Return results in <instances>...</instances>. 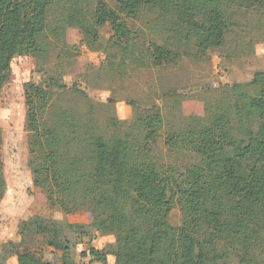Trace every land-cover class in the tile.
Here are the masks:
<instances>
[{
    "label": "trees",
    "instance_id": "trees-1",
    "mask_svg": "<svg viewBox=\"0 0 264 264\" xmlns=\"http://www.w3.org/2000/svg\"><path fill=\"white\" fill-rule=\"evenodd\" d=\"M241 9L264 21V0H0V92L16 55H46L51 13H59L52 31L57 40L64 29L77 28L91 48L123 66L163 67L176 64L186 44L200 58L224 47L227 33L238 25L233 13ZM147 16H153V30L169 32L175 47L153 40L142 47V31L132 25ZM106 25L112 34L103 47L98 30ZM46 79L30 83L25 92L32 185L50 209L89 211L87 227L114 238L103 250H89L95 259L102 264L108 256L113 264H264V71L228 86L204 116L167 131V151L192 154L183 171L154 153L165 124L159 112L138 115L125 131L107 135L92 104L85 115L55 106L52 89L65 86L61 76ZM5 189L0 157V201ZM175 207L178 226L169 223ZM76 227L41 216L23 224L26 234L48 236L46 245L62 253L70 244L65 230ZM16 262L49 264L26 253Z\"/></svg>",
    "mask_w": 264,
    "mask_h": 264
},
{
    "label": "rangeland",
    "instance_id": "rangeland-1",
    "mask_svg": "<svg viewBox=\"0 0 264 264\" xmlns=\"http://www.w3.org/2000/svg\"><path fill=\"white\" fill-rule=\"evenodd\" d=\"M243 11L233 13L232 20L238 25L227 33L224 47L209 49L200 58L193 46L186 44L176 64L152 67L147 62L121 65L118 58H110L102 49L91 48L77 28L64 29L57 40L52 31L59 23V13L52 10L44 41L48 47L46 55L43 58L16 55L11 61L10 77L0 92V157L6 181L0 201V264H17L16 257L22 253L49 264H102L89 250H103L114 240L111 235L87 227L91 212L50 209L43 192L33 187L27 165L25 129L28 85L44 84L49 76H61L58 80L65 88L52 89L54 105L71 106L85 115L92 104L95 121L107 135L125 131L138 115L159 112L165 124L154 145V153L163 163L176 165L183 171L194 159L191 153L166 150L167 131L188 119L204 116L228 86L248 82L255 72L264 71V21H258L252 13L243 15ZM148 19L153 16L132 25L135 31H142V47L146 48L152 40L159 45L173 43L170 46L175 47L169 32L153 30L154 19L150 24ZM111 34L108 25L98 30L101 46L105 47ZM33 216L78 226L76 231L64 232L70 242L67 253L48 247V236L24 232L23 224ZM180 220V211L175 207L169 223L178 226ZM113 261L112 256L107 257V264Z\"/></svg>",
    "mask_w": 264,
    "mask_h": 264
}]
</instances>
